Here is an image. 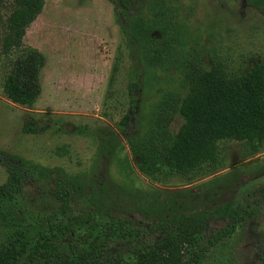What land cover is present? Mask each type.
I'll return each instance as SVG.
<instances>
[{
  "label": "rangeland",
  "instance_id": "obj_1",
  "mask_svg": "<svg viewBox=\"0 0 264 264\" xmlns=\"http://www.w3.org/2000/svg\"><path fill=\"white\" fill-rule=\"evenodd\" d=\"M54 1L45 0L23 38L24 45L38 47L43 57L39 93L29 103L5 79L15 54L3 51L0 0V150L50 172L48 182L41 186L27 182L18 202L0 209V244L27 223L64 215L130 219L144 235L161 202L213 207L229 201L244 209L243 216L206 253L202 264H264V140H220L217 161L194 173L145 174L137 168V157L118 126L127 108L126 84L134 66L140 87L130 127L133 138L155 124L162 101L184 94L188 69L218 63L227 72H238L264 64V9L252 8L245 0H139L125 15L110 0H102L107 4L104 23L94 17L97 28L82 31L85 44L80 48L89 52H75L74 44L66 46L60 38L59 29L72 32L69 23L63 20L61 27L48 20ZM89 1L91 7L102 6ZM115 19L127 26L131 51L120 38ZM40 26L42 31H36ZM100 40L116 48L119 44L116 76L110 69L116 49L103 58L94 47ZM109 79L113 82L104 99ZM171 114L167 128L174 132L181 119ZM60 173L79 180L65 213L51 193L52 180ZM6 177L0 164V184ZM227 221L213 219L210 226L217 230ZM114 245L112 251L120 248Z\"/></svg>",
  "mask_w": 264,
  "mask_h": 264
},
{
  "label": "trees",
  "instance_id": "obj_2",
  "mask_svg": "<svg viewBox=\"0 0 264 264\" xmlns=\"http://www.w3.org/2000/svg\"><path fill=\"white\" fill-rule=\"evenodd\" d=\"M110 1L126 15L133 0H120L121 9L114 0ZM245 2L252 8L264 9V0ZM115 23L120 38L124 37L131 51L127 26L116 19ZM119 58L118 44L110 68L114 76L119 73ZM42 65L39 52L24 51L14 55L6 70L8 85L26 102L32 103L39 93ZM132 71L126 84L127 108L118 126L128 140L130 152L137 157L141 172L194 173L217 161L220 140L248 143L264 140L263 63L238 72H227L218 63L188 69L184 94L175 100L162 101L155 124L135 138L130 136V127L140 83L137 66ZM112 82L113 79L107 81L104 99ZM170 112L181 119L174 132L167 128L173 115ZM0 164L7 174L0 184V209L7 204L15 205L27 182L41 186L50 177V172L40 164L1 150ZM60 175L52 180L51 193L60 202L61 213H65L70 191L78 187L79 180ZM193 205L161 202L159 213L149 221L144 235L132 227V220L113 216L64 215L30 222L0 244V264H202L206 253L232 231L244 209L229 201L213 207ZM217 218L228 221L224 227L213 230L210 221ZM114 244L120 248L112 251Z\"/></svg>",
  "mask_w": 264,
  "mask_h": 264
},
{
  "label": "crops",
  "instance_id": "obj_3",
  "mask_svg": "<svg viewBox=\"0 0 264 264\" xmlns=\"http://www.w3.org/2000/svg\"><path fill=\"white\" fill-rule=\"evenodd\" d=\"M97 1L102 5L100 8L91 7L89 0H55L51 4V13L48 16V20L50 18L51 22H57L61 27L66 24L65 22L69 23L68 25L71 27L69 30H72V32L67 31L65 33L63 31L65 29H59L61 31L60 34L63 35L60 38L66 46L71 45V43L74 44L73 49L75 52H89L87 48L86 51L80 48L85 44L84 39H82L85 38V32L82 31L86 29V33L92 32V27L95 26L96 21H94V17L100 21V25L105 21L102 17L107 16L104 14L107 10V4L105 2L103 4L102 0ZM44 6L45 0H2V39L4 52H13L15 55L32 50L41 52L38 47L24 45L23 38L37 17L42 13ZM101 7L103 8L101 9ZM42 29L43 27L40 26L36 28V31L41 32ZM75 31H78V33H75ZM102 37L105 39V36ZM96 42L94 44L96 48L95 52L100 53L103 58L104 56L107 58L109 49H116L115 44L108 46L106 41L100 40ZM42 72L43 67L39 71V81L42 79Z\"/></svg>",
  "mask_w": 264,
  "mask_h": 264
},
{
  "label": "water",
  "instance_id": "obj_4",
  "mask_svg": "<svg viewBox=\"0 0 264 264\" xmlns=\"http://www.w3.org/2000/svg\"><path fill=\"white\" fill-rule=\"evenodd\" d=\"M136 1H137V0H133L132 3H131V5L127 8V10H131L132 7L135 5ZM114 2H115V5H116L118 8H123V7L121 6L120 0H114Z\"/></svg>",
  "mask_w": 264,
  "mask_h": 264
},
{
  "label": "flooded vegetation",
  "instance_id": "obj_5",
  "mask_svg": "<svg viewBox=\"0 0 264 264\" xmlns=\"http://www.w3.org/2000/svg\"><path fill=\"white\" fill-rule=\"evenodd\" d=\"M136 4V3H135ZM121 9V8H120ZM127 10V9H126ZM128 11V10H127Z\"/></svg>",
  "mask_w": 264,
  "mask_h": 264
}]
</instances>
